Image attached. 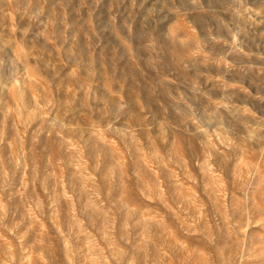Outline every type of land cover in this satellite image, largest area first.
Segmentation results:
<instances>
[{
	"label": "rangeland",
	"instance_id": "1",
	"mask_svg": "<svg viewBox=\"0 0 264 264\" xmlns=\"http://www.w3.org/2000/svg\"><path fill=\"white\" fill-rule=\"evenodd\" d=\"M0 264H264V0H0Z\"/></svg>",
	"mask_w": 264,
	"mask_h": 264
}]
</instances>
